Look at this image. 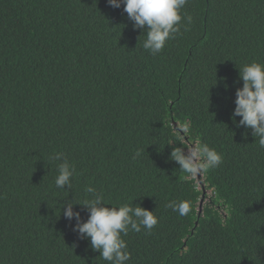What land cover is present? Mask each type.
Returning a JSON list of instances; mask_svg holds the SVG:
<instances>
[{
	"label": "trees",
	"instance_id": "obj_1",
	"mask_svg": "<svg viewBox=\"0 0 264 264\" xmlns=\"http://www.w3.org/2000/svg\"><path fill=\"white\" fill-rule=\"evenodd\" d=\"M181 15L152 55L123 5L0 0V264H109L60 212L88 187L158 219L122 237L126 264H264V148L232 118L239 68L264 63V0H187ZM197 142L222 156L202 189L170 158ZM180 200L186 216L167 207Z\"/></svg>",
	"mask_w": 264,
	"mask_h": 264
},
{
	"label": "clouds",
	"instance_id": "obj_2",
	"mask_svg": "<svg viewBox=\"0 0 264 264\" xmlns=\"http://www.w3.org/2000/svg\"><path fill=\"white\" fill-rule=\"evenodd\" d=\"M108 3L113 8H120L123 5L124 12L133 22L134 30L143 32L142 36L145 37L143 48L156 55L163 50L169 39H175L177 34H180L183 19L181 9L187 0H108ZM186 18L188 24H191V16ZM239 77L243 81V86L238 87L235 92L233 121L240 117L238 126L251 129L255 143L258 142L259 146L264 148V63L254 61L243 65L239 68ZM190 131V122L187 121L176 127V134L181 137ZM51 158L63 161L57 165L54 181L56 188L70 189L71 179L75 173L74 166L70 165L62 153H56ZM170 158L189 178L202 175L222 163V156L214 148L201 142L187 148L173 146ZM85 191L88 196L82 203L67 201L61 205L60 212L62 211L63 216L69 221L75 219L73 231H76L81 239L90 241L91 248L100 253L99 258L109 264H126L131 259V254L122 237L126 236L129 230L139 233L143 228L150 231L157 225V217L154 212L140 205L123 204L108 207L101 192L92 187ZM76 205L87 210L86 221L82 220L80 212L74 211ZM167 207L181 216H186L191 211L188 200L172 201Z\"/></svg>",
	"mask_w": 264,
	"mask_h": 264
},
{
	"label": "rangeland",
	"instance_id": "obj_3",
	"mask_svg": "<svg viewBox=\"0 0 264 264\" xmlns=\"http://www.w3.org/2000/svg\"><path fill=\"white\" fill-rule=\"evenodd\" d=\"M186 153H187V151H186ZM195 178H196V182L199 185L200 189H202V187H201V185H202V175H199V176H197Z\"/></svg>",
	"mask_w": 264,
	"mask_h": 264
},
{
	"label": "water",
	"instance_id": "obj_4",
	"mask_svg": "<svg viewBox=\"0 0 264 264\" xmlns=\"http://www.w3.org/2000/svg\"><path fill=\"white\" fill-rule=\"evenodd\" d=\"M202 205H203V201L201 202V209L200 210H202Z\"/></svg>",
	"mask_w": 264,
	"mask_h": 264
}]
</instances>
